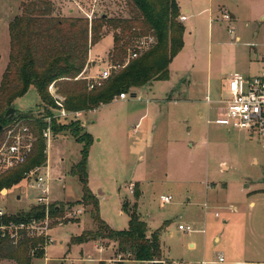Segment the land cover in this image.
Here are the masks:
<instances>
[{
    "label": "rangeland",
    "instance_id": "obj_1",
    "mask_svg": "<svg viewBox=\"0 0 264 264\" xmlns=\"http://www.w3.org/2000/svg\"><path fill=\"white\" fill-rule=\"evenodd\" d=\"M31 1L48 2L51 15L59 18H87L85 12L93 6L96 18L138 14L131 0H78L80 5L76 0H0V83L10 59V22L22 14V4ZM180 3L191 7V13L186 18L180 12L178 17L185 26V43L170 64L168 80L133 87L125 100L117 96L93 110H68L80 115L55 118L53 125L59 130L53 131L50 140H39L40 145L46 144V162L41 165L48 166L50 204L63 203L65 214L49 217L52 241L45 245L43 257L27 252L32 264H151L130 259L133 256L128 252L115 253L118 243L106 238L72 242V236L97 229L92 206L77 203L83 195L82 184L71 168L80 160L82 144L67 128L73 123L81 124L83 131L94 137L88 157L89 186L99 199L101 217L110 226L127 229L130 215L124 204L138 202L141 219L151 231L160 230L167 262L264 264L263 144L257 135L212 122L219 116L218 102L229 75L242 72L254 76L264 66V0ZM225 12L231 15L229 19ZM88 21L91 36L93 21ZM115 32L109 24L104 27V36L91 47L97 64L91 70L88 62L85 75L124 63L139 40V36L129 40L122 61H114L110 52ZM123 68L111 69L112 75ZM50 87L49 96L56 108L49 109L56 115V99L61 98L65 106L68 95L61 93L59 86ZM86 90L91 92L89 85ZM13 107L17 114H26L32 126L51 115L46 114L35 87L17 98ZM135 179L142 185L141 190L136 182L142 191L139 199L129 191L131 184L135 191L136 183L131 182ZM37 195L29 180H23L0 191V207L6 214L27 211L38 205ZM162 195H172L173 199L164 204ZM71 205L72 213L77 209L82 212L72 215L68 211ZM181 223L191 225L194 231L180 230ZM0 264L17 262L0 259Z\"/></svg>",
    "mask_w": 264,
    "mask_h": 264
},
{
    "label": "trees",
    "instance_id": "obj_2",
    "mask_svg": "<svg viewBox=\"0 0 264 264\" xmlns=\"http://www.w3.org/2000/svg\"><path fill=\"white\" fill-rule=\"evenodd\" d=\"M131 2L138 11L137 15L113 19L101 15L94 18L91 36L89 21L85 17L52 16L51 6L46 1L23 3L22 14L16 16L9 26L10 59L0 83V123L6 126L12 120L5 117L6 110L31 87H35L42 103L45 104L46 114H51L49 106L56 108L48 92L52 84L59 86V91L68 95L65 104L67 110L89 111L111 102L121 93H128L133 87L139 88L156 80H168L170 64L185 43V26L178 20V0ZM107 24L118 31L114 33L113 49L110 52L114 61H122L123 55L127 53L129 40L138 36L140 39L146 36V32L157 37V44L131 60L121 71L111 75L107 80L108 84L105 83L106 86L87 92L88 82L81 74L89 62L91 47L104 36L103 29ZM15 118L29 120L26 114H16ZM33 125L36 126L33 128L38 136L34 152L25 164L0 176V191L20 183L24 180L26 171L46 162V144H39L40 139H45L41 132L45 121L40 120L38 126ZM67 128H71L73 136L82 144L80 160L71 168V174L77 176L82 184L83 195L77 203L92 206V217L97 227L95 231H83L72 236V242L84 243L102 237L118 243L116 252H128L133 256L130 259L165 264L160 230L150 231L147 223L138 214V202L133 205L127 202L124 204V209L130 215L127 229L117 230L101 217L99 199L89 186L88 157L94 137L91 133L83 131L79 123H73ZM53 130H59L56 124L53 125ZM134 194L137 199L140 198L141 191L137 183ZM47 212L52 217L61 218L65 214V205L52 203L48 209L45 205H35L27 211L0 216V224L42 220ZM20 234L16 243L10 236L3 237L0 234V259L15 260L17 264H32L33 258L27 252L32 250L34 257L45 255L44 238L31 237L25 231H20Z\"/></svg>",
    "mask_w": 264,
    "mask_h": 264
},
{
    "label": "built area",
    "instance_id": "obj_3",
    "mask_svg": "<svg viewBox=\"0 0 264 264\" xmlns=\"http://www.w3.org/2000/svg\"><path fill=\"white\" fill-rule=\"evenodd\" d=\"M76 2L80 5L78 0ZM85 15L92 22L96 18L95 6L85 12ZM224 17L229 19L231 15L229 12H225ZM230 31L234 32V29L231 28ZM156 42V36L151 34L146 35L136 42L124 63L107 66L93 76H85L84 79L88 80L90 89L104 86L112 75L111 69L125 67L131 60L138 58L143 52L151 49ZM262 61L264 64V55ZM53 86L55 85L52 84L50 89ZM127 96V93L119 95L120 98H127ZM206 100L209 105L214 103L209 96H207ZM56 103L59 106V114H51L43 119L46 123L43 137L47 140H50L53 135V120L55 118L68 117L69 114H73V116L80 115V112H69L61 98H57ZM218 103L221 105L218 108L219 116L212 120V122L224 125L230 129H238L247 135H257L264 147V66L254 76H247L242 72L230 74L224 88V96ZM37 139L38 137L30 120L26 121L25 119L14 118L4 126V130L0 135V176L26 163L34 152ZM24 180H29L30 184L38 191V195L35 197L36 203L38 205H45L48 209L51 202L48 166L45 164L31 168L25 172ZM129 191L132 194L134 193V184L129 186ZM172 199V195L161 196V201L164 204L170 203ZM68 211L72 213V208ZM81 212L82 209H77L72 215L75 216ZM5 214V210L0 207V216ZM49 217L50 214L47 212L45 218L42 220L11 225L0 224V234L3 237L10 236L16 243L21 236L20 231H25L31 237L44 238L47 245L52 241V238L49 236ZM179 229L184 232L194 231L191 225L183 223L179 224ZM220 260L222 261L223 257ZM168 263L180 264L179 262H165V264Z\"/></svg>",
    "mask_w": 264,
    "mask_h": 264
},
{
    "label": "crops",
    "instance_id": "obj_4",
    "mask_svg": "<svg viewBox=\"0 0 264 264\" xmlns=\"http://www.w3.org/2000/svg\"><path fill=\"white\" fill-rule=\"evenodd\" d=\"M178 3H179V6H180V12H181L182 14H185V17L187 18V14H188V13H191V7H183L182 4L180 3V0H178ZM263 17H264V16H263ZM94 61H96V60L93 59V56H92V53H91V49H90V59H89V64H91V66H92L91 70H94V66H95V65L93 64ZM96 64H97V61H96ZM85 71H86V70H84L83 73L81 74V77H83V78H84L85 76H87V75H85ZM98 72H99V71H98ZM84 75H85V76H84ZM153 82H155V81H153ZM153 82H152V83H153ZM152 85H153V84H152ZM145 86L148 87V86H151V85H150V84H147V85H145ZM133 89H135V88H133ZM172 93H174L173 90H172ZM172 93L169 94V95H173ZM127 94H128V93H127ZM132 95H133V96H136L137 93L134 92V93H132ZM127 97H128V96H127ZM119 98H120V97H119ZM171 98H172V97H171ZM120 99L125 100L126 98H120ZM151 100H152V99H151ZM154 100H155V99H154ZM200 115H203V113L200 112ZM93 146H94V143H93L92 146H91V151H92V147H93ZM91 151H90V157H91ZM90 157H89V158H90ZM131 182H135V183L138 182L139 185H140V188H141V190H142V187H141L142 185H141V182H140L139 180H136V179H135L134 181H131ZM131 182H130V183H131ZM247 186H248V185H247ZM141 194H142V191H141ZM144 221H145V220H144ZM113 228H114V227H113ZM150 231H151V230H150ZM100 247L102 248V245H100ZM115 253H116V251H115Z\"/></svg>",
    "mask_w": 264,
    "mask_h": 264
},
{
    "label": "water",
    "instance_id": "obj_5",
    "mask_svg": "<svg viewBox=\"0 0 264 264\" xmlns=\"http://www.w3.org/2000/svg\"><path fill=\"white\" fill-rule=\"evenodd\" d=\"M104 16H106V14H104ZM93 64L95 65L96 61H94ZM16 114H17V110L13 106H11L6 110L5 117H8L9 119H13L15 118ZM3 130H4V126L2 123H0V135L3 132Z\"/></svg>",
    "mask_w": 264,
    "mask_h": 264
}]
</instances>
